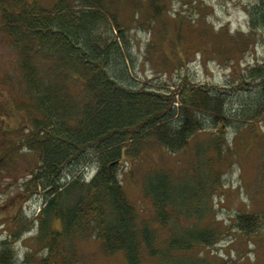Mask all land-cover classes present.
I'll return each instance as SVG.
<instances>
[{
    "label": "trees",
    "instance_id": "obj_1",
    "mask_svg": "<svg viewBox=\"0 0 264 264\" xmlns=\"http://www.w3.org/2000/svg\"><path fill=\"white\" fill-rule=\"evenodd\" d=\"M166 4L167 0H0V41L6 38L16 52L22 80L16 99L0 85V125L4 133L12 134L8 141L7 134L1 140L2 148L6 142L10 147L0 162L7 169L16 147L38 152L40 163L29 174L40 189L35 194L46 199L42 213L49 215L39 217L41 229L35 235L44 254L28 250L18 263L13 245L2 239L0 264H72L75 239L85 236L97 237L104 254L123 253L127 264H143L145 251L155 257L161 251H186L196 243L209 246L219 239L217 227L195 224L182 233L170 228L161 247L152 224L165 229L174 214L168 211L173 201L163 181L154 186L149 182H156V175L146 177L156 216L140 223L137 206L119 180L118 164L127 142L136 156L143 149L140 142L150 138L171 152L180 151L205 128L207 115L217 130L214 147L220 152L224 129L235 125L222 91L181 78L168 93L131 84L130 24L139 22L150 31L162 19L166 30ZM246 13L250 28L264 25V0L247 5ZM178 17L182 30L179 12ZM223 28L228 30L227 25ZM163 33H158V40ZM155 44L148 43V53ZM183 44L182 33L172 37L174 53ZM178 55L173 61L184 64ZM241 73L239 86L256 81L264 107V58ZM248 114L247 118H256ZM20 129L27 138L18 133ZM90 159L96 170L86 181L83 171L76 174ZM74 164L79 167L71 169ZM66 177L70 179L63 182ZM65 196L72 204L65 205ZM236 219L249 232L259 226L257 215L238 213ZM50 220H60L61 228L55 229Z\"/></svg>",
    "mask_w": 264,
    "mask_h": 264
},
{
    "label": "rangeland",
    "instance_id": "obj_2",
    "mask_svg": "<svg viewBox=\"0 0 264 264\" xmlns=\"http://www.w3.org/2000/svg\"><path fill=\"white\" fill-rule=\"evenodd\" d=\"M255 1L167 0L166 30L162 19L150 31L139 22L130 24L133 62L128 74L132 85L168 93L174 89L173 82L181 78L222 91L228 114L235 121L234 126L224 129L220 152L214 147L217 130L207 115L203 118L205 128L194 133L180 151L171 152L150 138L140 142L143 149L136 156L127 142V150L118 164L119 180L128 199L137 206L138 222H149L156 216L154 197L145 187L148 175H156L157 181L152 179L151 185L163 181L173 201L168 211L174 214L170 215L167 227L160 229L159 223L152 224L158 231L160 246L164 247L170 228L182 233L195 224L213 226L219 235L209 246L196 243L186 251L169 254L161 251L155 257L145 251L143 264H264V107L258 101L256 81L239 86L241 72L264 58V25L250 28L246 13V6ZM178 12L184 20L182 30L177 27ZM225 25L228 30L223 28ZM163 31L164 38L158 40V33ZM179 33L184 44L174 53L172 37ZM152 41L157 44L148 53V43ZM178 53L185 61L182 65L173 61L174 57H180ZM16 55L6 38L0 41V85L13 99L17 98L16 91L22 82ZM248 113L256 118H247ZM1 127L0 143L6 134L7 141L12 135L4 133ZM22 129L18 133L27 138ZM7 146H0V156ZM17 148L7 169L0 162V240L7 239L13 245L19 263L28 250L38 255L46 251L35 235L41 229L39 217L49 219V215L42 213L46 199L35 194L40 189L29 174L40 163V155L34 148ZM90 161L76 175L83 171L89 179L96 170V163ZM78 167L74 164L70 168ZM63 200L65 205L73 202L71 197L65 196ZM238 213L257 215L259 226L250 232L242 229L237 224ZM50 223L55 229L61 228L60 220ZM73 247L72 264H127L121 252L104 254L101 241L95 236L76 238Z\"/></svg>",
    "mask_w": 264,
    "mask_h": 264
},
{
    "label": "bare ground",
    "instance_id": "obj_3",
    "mask_svg": "<svg viewBox=\"0 0 264 264\" xmlns=\"http://www.w3.org/2000/svg\"><path fill=\"white\" fill-rule=\"evenodd\" d=\"M85 180L87 181V180H89V179H86V178H85Z\"/></svg>",
    "mask_w": 264,
    "mask_h": 264
}]
</instances>
